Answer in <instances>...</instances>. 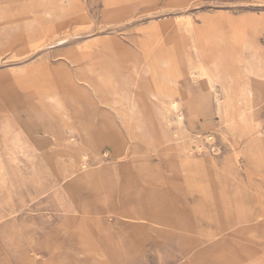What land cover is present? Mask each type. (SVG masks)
Here are the masks:
<instances>
[{
  "label": "rangeland",
  "instance_id": "1",
  "mask_svg": "<svg viewBox=\"0 0 264 264\" xmlns=\"http://www.w3.org/2000/svg\"><path fill=\"white\" fill-rule=\"evenodd\" d=\"M0 123V264H264V0H0Z\"/></svg>",
  "mask_w": 264,
  "mask_h": 264
},
{
  "label": "bare ground",
  "instance_id": "2",
  "mask_svg": "<svg viewBox=\"0 0 264 264\" xmlns=\"http://www.w3.org/2000/svg\"><path fill=\"white\" fill-rule=\"evenodd\" d=\"M178 106H179V103L178 102H176V101H174V102H172V107H173V109L175 110V111H177V115L179 116L177 119L179 120V121H181L182 123H184V125L186 126V123L181 119V117L180 116H182V114L180 113V111H179V109H178ZM187 111V110H186ZM189 112V111H188ZM57 113V112H56ZM59 115V114H58ZM57 116V115H56ZM185 116V115H184ZM63 123V122H62ZM0 130L5 134V135H10V136H13V135H15V130H14V127H12L10 124H8V123H0ZM65 133V132H64ZM14 140V139H13ZM19 142V141H18ZM18 142H10L9 144H8V146H10V147H14V148H16V146H21L22 144L21 143H18ZM13 143V144H12ZM3 156V155H2ZM13 161V160H12Z\"/></svg>",
  "mask_w": 264,
  "mask_h": 264
}]
</instances>
